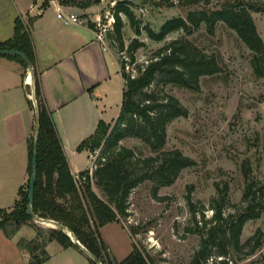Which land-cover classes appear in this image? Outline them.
I'll list each match as a JSON object with an SVG mask.
<instances>
[{
    "label": "trees",
    "instance_id": "16d2710c",
    "mask_svg": "<svg viewBox=\"0 0 264 264\" xmlns=\"http://www.w3.org/2000/svg\"><path fill=\"white\" fill-rule=\"evenodd\" d=\"M99 1L96 0L94 3ZM73 4L81 8H88L90 5L78 2ZM179 4L197 9L190 11L186 19L176 17L166 21L156 32L148 26L141 28L127 2L117 3L113 8L115 18L113 30L108 38L118 58L121 57V53L125 55L128 53L131 63H134L136 51L144 46L138 39H134L128 47L125 46L123 16L137 35H141L144 30L147 37L155 42H162L177 31L190 36L201 24L205 25L209 35H214L218 24L222 23L233 30L240 42L251 51L250 63L254 76L258 79L264 78V40L253 18V13H264V3L232 0L214 7L212 0H179ZM15 23L14 36L6 42L0 40V50H17L24 53L35 71V98L39 109L40 133L37 144L38 170L33 212L39 218L65 226L102 264H153V259L136 244H133L131 253L124 260L113 259L104 244L101 229L110 223H119L122 217L128 215L127 198L140 183L156 178L170 183L171 176H177L180 171L195 166V161L178 149L164 151L167 127L175 120L187 117V108L174 95L167 93L158 98L157 92L151 90L152 86L160 80L173 87L198 92L202 78L223 74V59L216 54L207 53L193 41L183 37L171 40L155 51L147 63L137 69L136 75L125 71L123 60L119 62L124 79L120 113L114 125L100 122L95 133L77 148L78 152L104 148L105 156L97 159L98 162L96 160L95 170L91 175L89 170H85L76 178L71 172L52 113L43 97L31 32L20 18H17ZM88 24L95 28V23ZM4 57L21 65V77L24 79L28 69L25 61L14 55ZM28 103L34 111L32 101L28 100ZM127 137L141 140L149 149L159 152V155L136 158L133 150L120 144ZM27 143L28 181L19 188L18 199L12 209L0 210V231L8 238H13L22 226L28 225L35 229L34 239L18 242L19 248L27 253V264H45L50 258L46 247L51 242H57L63 249L75 248L84 253L66 232L59 228H42L27 213L34 134H31ZM134 164L142 165L143 168H140L142 172L132 170ZM149 168L151 173H148ZM239 169L244 180L242 203L228 214L223 212L220 204L213 207L212 219L205 221L203 227L195 220L197 228L194 231L200 235V245L188 264H209L215 256L227 258L230 251L240 252L241 236L245 226L250 221L260 218L264 210L262 202L264 184L254 179L248 160L242 161ZM93 184L103 189L108 201L98 196ZM216 187L221 199L228 196L227 184L224 188H220L218 184ZM131 231L133 235H137L140 228L134 227ZM259 234L260 230L254 237ZM261 245L258 241L255 248ZM86 257L90 264H98L90 257ZM221 261V264H229V261Z\"/></svg>",
    "mask_w": 264,
    "mask_h": 264
},
{
    "label": "rangeland",
    "instance_id": "374dc122",
    "mask_svg": "<svg viewBox=\"0 0 264 264\" xmlns=\"http://www.w3.org/2000/svg\"><path fill=\"white\" fill-rule=\"evenodd\" d=\"M58 1H65L68 5H74L73 2L90 4L88 15L82 17L98 14L104 24L113 16L117 3L127 2L141 28L148 26L156 32L166 21L176 17L186 19L190 11L197 9L181 6L179 0ZM212 1L217 7L224 1L232 0ZM244 1L264 3V0ZM6 2L8 8L12 9L11 0ZM4 13L7 14L6 11ZM253 18L264 40V13H253ZM123 19L125 46L128 47L134 39L144 43L136 51L134 63H131L128 53L119 58V62H125V71L131 75H136L137 69L146 64L155 51L171 40L183 37L207 53L220 56L224 62L223 74L202 78L198 92L173 87L160 80L152 86L151 90L157 92L158 98L167 93L174 95L187 108V117L179 118L167 127L164 151L178 149L194 160L195 166L171 176L170 183L157 178L140 183L127 198L128 215L122 217L119 223H110L101 229L102 239L113 259L124 260L131 253L133 244H136L153 259V264H188L200 245V235L194 231L197 228L195 220L203 227L205 221L212 219L213 207L220 204L223 212L228 214L242 203L244 180L239 169L242 161H249L254 179L264 184V78L254 76L250 63L251 51L240 42L233 30L222 23L218 24L214 35H209L205 25L201 24L190 36L177 31L164 41L155 42L147 37L144 30L137 35L124 16ZM31 72L35 95L34 67L33 70H26L28 74ZM27 82H31L30 75ZM30 89L29 86L27 92L34 97ZM110 100L112 112L115 108L120 109V92L114 93ZM120 144L133 150L136 158L159 155V152L152 151L134 137H127ZM95 151L96 160L105 156L104 148ZM88 152L89 155L83 153L78 158L82 171L92 167L89 156L95 152ZM140 168H143L142 165L132 166L137 173L142 172ZM148 173H151L150 168ZM217 184L220 188L226 184L228 186V196L224 199L219 197ZM93 189L102 199H108L100 186L93 184ZM262 199L264 204V196ZM134 227L140 228L137 235L131 233ZM258 230L260 234L254 237ZM258 241L262 245L255 248ZM241 244L240 252L230 251L227 258L215 256L209 264H221V260L229 261V264H264V210L259 219L247 223Z\"/></svg>",
    "mask_w": 264,
    "mask_h": 264
},
{
    "label": "crops",
    "instance_id": "0c3cea01",
    "mask_svg": "<svg viewBox=\"0 0 264 264\" xmlns=\"http://www.w3.org/2000/svg\"><path fill=\"white\" fill-rule=\"evenodd\" d=\"M6 1L0 0V40L14 36L17 18L30 30L43 97L76 176L83 172L78 158L89 155L77 148L100 122H114L120 113L121 105L112 112L110 100L114 93L122 95L124 86L117 52L99 44L88 22L100 16L82 17L88 15L87 8L58 0H11V9ZM59 7L79 16L81 22L65 24L57 17ZM21 70L19 63L0 56V210L12 209L19 188L28 180L27 141L35 127V112L29 106L27 89L30 86L33 92L34 87L33 77L27 82L31 73L22 79ZM35 236V229L28 225L13 238L0 231V264H27V253L18 242ZM46 251L50 258L45 264H90L85 253L63 249L57 242L47 244Z\"/></svg>",
    "mask_w": 264,
    "mask_h": 264
},
{
    "label": "water",
    "instance_id": "95a60500",
    "mask_svg": "<svg viewBox=\"0 0 264 264\" xmlns=\"http://www.w3.org/2000/svg\"><path fill=\"white\" fill-rule=\"evenodd\" d=\"M4 55H14L20 57L22 60L25 61L27 64L28 68L30 70H33V64L29 60V58L22 52L17 51V50H0V56ZM32 72H31V77H32ZM34 95V92H33ZM35 97V95H34ZM32 96V101L34 105V112H35V129H34V147H33V158H32V173L30 176V182H29V202H28V207H27V213L29 216L32 218V220L39 225H53L50 228H59L62 231L66 232L74 241L75 244H77L82 251L91 259H93L95 262L98 264H102L100 260H98L91 252H89L85 247H83L79 241L74 237V235L62 224L52 221V220H47L43 218H39L32 209L33 203H34V189H35V181L37 177V170H38V163H37V144H38V138H39V133H40V117H39V109H38V104L36 98Z\"/></svg>",
    "mask_w": 264,
    "mask_h": 264
},
{
    "label": "built area",
    "instance_id": "2783aa9c",
    "mask_svg": "<svg viewBox=\"0 0 264 264\" xmlns=\"http://www.w3.org/2000/svg\"><path fill=\"white\" fill-rule=\"evenodd\" d=\"M57 17L61 19L65 24H71V23H79L81 22L79 16L75 14H67L64 12L61 7L58 8L57 11ZM114 19L113 16L110 17L108 23L104 24L100 19L96 20L95 24V32H96V39L99 42V44L103 47L104 50H107L110 46V41L108 39L109 33L113 30V23ZM121 56H124V53L120 54ZM30 100L32 99V95H28ZM94 154H91L89 156V159L92 161V167L89 169V174L91 175L93 172V169L95 168V162H96V151H94ZM76 178H79L78 174L76 175Z\"/></svg>",
    "mask_w": 264,
    "mask_h": 264
},
{
    "label": "bare ground",
    "instance_id": "6f19581e",
    "mask_svg": "<svg viewBox=\"0 0 264 264\" xmlns=\"http://www.w3.org/2000/svg\"><path fill=\"white\" fill-rule=\"evenodd\" d=\"M47 226H53V225H49V224H48Z\"/></svg>",
    "mask_w": 264,
    "mask_h": 264
}]
</instances>
